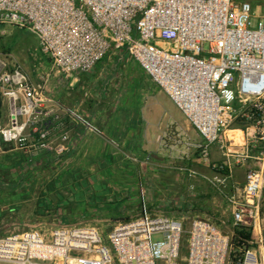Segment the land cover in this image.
<instances>
[{
  "label": "built area",
  "instance_id": "obj_1",
  "mask_svg": "<svg viewBox=\"0 0 264 264\" xmlns=\"http://www.w3.org/2000/svg\"><path fill=\"white\" fill-rule=\"evenodd\" d=\"M255 1L264 2L0 0V26L27 29L60 73L87 72L109 51L126 52L198 135L169 125L159 143L171 140L180 158L198 152L208 160L214 150L213 168L232 183L222 193L232 226L252 232L251 246L232 254L229 236L211 219L186 226L183 217L150 212L142 202L138 216L117 221L106 235L90 224L0 234V264H264V14L252 15ZM0 65V89L13 108L8 124L0 123V140L23 146L29 124L21 117L38 110L40 90L20 66L2 57ZM19 92L24 103L15 105ZM45 139L43 132L39 145ZM238 168L244 180L235 188Z\"/></svg>",
  "mask_w": 264,
  "mask_h": 264
},
{
  "label": "crops",
  "instance_id": "obj_2",
  "mask_svg": "<svg viewBox=\"0 0 264 264\" xmlns=\"http://www.w3.org/2000/svg\"><path fill=\"white\" fill-rule=\"evenodd\" d=\"M40 65V79L23 70L40 90L41 98L38 110L21 117L29 124L24 145L0 140V228L28 229L37 217L46 216L40 198H59L61 204L56 203L53 217L59 223L68 221L69 213L60 208L63 198L74 197L73 190L61 187L74 180L85 185L81 189L84 195L92 194L97 182L94 191L101 192L104 199L107 223H116L122 214L125 219L131 217L146 198L143 185L136 184L142 179L137 171L140 165H125L124 170L121 149L127 143L152 156L166 155V149L156 143L158 134L145 127L140 112L144 98L160 89L122 50L109 51L87 72L65 75L52 66ZM5 91V87L0 89L3 125L8 124L13 109ZM17 96L15 105L23 104L22 93ZM191 128L187 122L184 129L195 136ZM43 132L46 146L39 145ZM60 145L63 150L57 152ZM17 195L20 199L14 200Z\"/></svg>",
  "mask_w": 264,
  "mask_h": 264
},
{
  "label": "rangeland",
  "instance_id": "obj_3",
  "mask_svg": "<svg viewBox=\"0 0 264 264\" xmlns=\"http://www.w3.org/2000/svg\"><path fill=\"white\" fill-rule=\"evenodd\" d=\"M252 6L253 16L264 14V2L255 1ZM0 57L8 61L10 65L16 64L22 70L29 71L37 79L41 77L39 75L40 64L51 66L49 57L40 51L36 37L27 29L15 26H0ZM140 112H142L141 116L144 119L145 127L154 130L153 135L155 133L160 135L169 125H177L184 128L187 126V121L179 109L161 90H157L152 95H147L144 98ZM184 128L183 130H185ZM185 131L187 132L188 130ZM191 133H195V136L192 137L198 139V135L192 128ZM156 143L166 149L164 150L166 152L165 156H161V154L159 157L152 156L149 152H141L134 147L127 146L130 145L127 143L125 149H121L125 153V158L124 160L122 159L124 163L121 165L124 170L125 165L127 167L140 165L137 171L142 179L141 181L139 179L136 184L139 182V184L143 185L144 197L146 198L145 202L141 200V206L143 202L150 212L178 218L183 217L186 226L195 217L209 218L221 228L223 233L229 236L232 243V254L234 251H239L242 246L237 245L235 230L241 225L238 227L232 226L231 208L222 194L232 189V183L227 177V171L213 168V163L219 156L210 154L208 160H202L199 153L194 152L189 156L180 158L178 153L170 148V145H172L171 140L159 143L156 139ZM191 159H194V161ZM7 163L9 164V161ZM244 170V168H238L233 171L235 178L239 182L238 184L234 183L235 188L240 186V183L244 180ZM62 184L64 185L65 183ZM64 187L62 186L61 188L70 190L68 187ZM84 187L85 185L82 183H77L72 187L76 201L65 202L62 200L65 205L60 209L61 211L63 210V213H69L68 221L59 223L53 217V208L56 203L61 204L59 198H40L38 200L46 205L43 209L46 216L37 217L27 228L90 224L96 226L103 235H106L113 224L107 223L104 218L106 214L104 211L106 210L103 205L104 199L100 195L101 192L94 191L99 186L96 182L91 190L92 194L89 195H84V192H82L81 189ZM13 199L18 200L20 196H13ZM69 199L73 200V197ZM150 199L151 202L149 201ZM176 201L179 202L176 203ZM137 210V213L131 217L138 216L141 207ZM59 211L58 216H60ZM259 215L264 233V195L262 196ZM121 216L118 221L125 219V214ZM246 230H250L252 235L251 228ZM8 231L13 230L0 228V234ZM161 238L160 234L153 235L154 240Z\"/></svg>",
  "mask_w": 264,
  "mask_h": 264
},
{
  "label": "trees",
  "instance_id": "obj_4",
  "mask_svg": "<svg viewBox=\"0 0 264 264\" xmlns=\"http://www.w3.org/2000/svg\"><path fill=\"white\" fill-rule=\"evenodd\" d=\"M65 184L63 185L62 184V186H65V187H68L70 190L72 189V187L73 186H75L77 183H80V182H78V181H66V182H64ZM68 184H69V186H68ZM83 184V183H82ZM64 187V188H65ZM65 190H67L66 188H65ZM63 201H70V202H74V201H76L75 200V197H73V200H70V199H68V198H63L62 199ZM65 205V204H64ZM235 236H236V239H237V241H238V246H242V248L243 247H248V246H251V243H250V239H251V233H250V230L249 231H247L244 227H238V228H236V230H235ZM185 253H186V250H185V240H183V243H182V247H181V255L182 256H184L185 255ZM237 254L238 253V251H234V253L233 254Z\"/></svg>",
  "mask_w": 264,
  "mask_h": 264
},
{
  "label": "water",
  "instance_id": "obj_5",
  "mask_svg": "<svg viewBox=\"0 0 264 264\" xmlns=\"http://www.w3.org/2000/svg\"><path fill=\"white\" fill-rule=\"evenodd\" d=\"M1 68H2V65H0V70H1Z\"/></svg>",
  "mask_w": 264,
  "mask_h": 264
},
{
  "label": "bare ground",
  "instance_id": "obj_6",
  "mask_svg": "<svg viewBox=\"0 0 264 264\" xmlns=\"http://www.w3.org/2000/svg\"><path fill=\"white\" fill-rule=\"evenodd\" d=\"M257 231V230H256Z\"/></svg>",
  "mask_w": 264,
  "mask_h": 264
}]
</instances>
